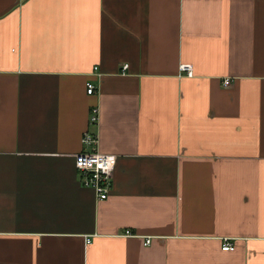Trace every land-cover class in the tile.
<instances>
[{"label":"crops","instance_id":"obj_1","mask_svg":"<svg viewBox=\"0 0 264 264\" xmlns=\"http://www.w3.org/2000/svg\"><path fill=\"white\" fill-rule=\"evenodd\" d=\"M0 264H264V0H0Z\"/></svg>","mask_w":264,"mask_h":264},{"label":"built area","instance_id":"obj_2","mask_svg":"<svg viewBox=\"0 0 264 264\" xmlns=\"http://www.w3.org/2000/svg\"><path fill=\"white\" fill-rule=\"evenodd\" d=\"M127 67L128 65H125V68ZM181 71L185 72L188 76L194 75V67L190 63L182 64ZM231 81V78L227 77L223 83L225 86H229ZM87 91L89 94H95L97 93V86L93 82H88ZM100 119V108L99 106H94L91 111V124H99ZM83 143L90 150L81 151L76 154V167L81 175V183L83 186L93 189L99 200H105L111 192L117 155L103 153L99 150L100 135L98 133L86 131L83 135ZM126 235L131 236L133 233L127 231ZM151 241V237H148L145 244L149 245ZM223 249L234 250L235 245L231 241L226 240L223 244Z\"/></svg>","mask_w":264,"mask_h":264}]
</instances>
